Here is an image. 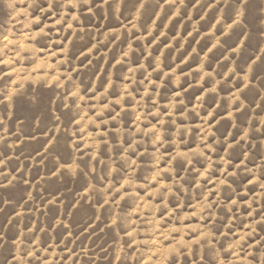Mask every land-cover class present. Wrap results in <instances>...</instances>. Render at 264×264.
Listing matches in <instances>:
<instances>
[{
    "label": "rangeland",
    "instance_id": "rangeland-1",
    "mask_svg": "<svg viewBox=\"0 0 264 264\" xmlns=\"http://www.w3.org/2000/svg\"><path fill=\"white\" fill-rule=\"evenodd\" d=\"M0 264H264V0H0Z\"/></svg>",
    "mask_w": 264,
    "mask_h": 264
}]
</instances>
